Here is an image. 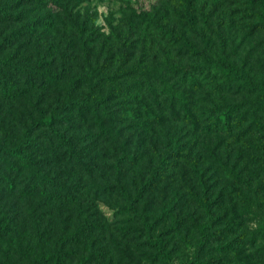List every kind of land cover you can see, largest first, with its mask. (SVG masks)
I'll return each instance as SVG.
<instances>
[{
    "label": "rangeland",
    "instance_id": "obj_1",
    "mask_svg": "<svg viewBox=\"0 0 264 264\" xmlns=\"http://www.w3.org/2000/svg\"><path fill=\"white\" fill-rule=\"evenodd\" d=\"M192 3L193 7L185 0H0V59L9 63L3 66L6 77L0 78V153L27 142L46 169L50 166L71 188H82L86 206L92 202L115 228H132L129 219L148 214L150 222H156L154 234H164L170 243L172 264L192 259L197 227L207 222L198 201L203 197L202 183L189 170L194 143L192 87L178 67L223 55L257 80L264 78V0ZM143 11L152 22L142 18ZM186 40L202 55L194 54ZM164 84L182 98H168ZM216 88L213 83L197 92L199 117L202 110L215 108L213 100L224 107L246 103L244 111L252 106L253 95L247 91L213 92ZM102 93L111 95L112 115L95 108L79 111L69 101L83 96L92 102ZM44 115L60 121L56 127L73 141L80 164L62 160L65 155L59 150V161L52 157L61 145L59 138L51 130L34 128ZM204 137L196 136L197 149ZM135 156L137 166L169 171L161 173L154 191L133 215L119 192L104 190L118 179L131 178L127 164ZM0 164L6 166L1 159ZM1 178L0 174L2 213L10 216L16 203L43 211L44 196L29 195L20 201ZM259 213L263 214L261 209ZM122 220L129 223L120 224ZM248 224L256 228L253 222ZM141 241H131L123 258L114 263L161 264L148 258L150 251ZM261 244L253 247L250 242L239 246L236 255H225L215 242L212 261L246 263ZM6 250L0 248V263Z\"/></svg>",
    "mask_w": 264,
    "mask_h": 264
},
{
    "label": "trees",
    "instance_id": "obj_2",
    "mask_svg": "<svg viewBox=\"0 0 264 264\" xmlns=\"http://www.w3.org/2000/svg\"><path fill=\"white\" fill-rule=\"evenodd\" d=\"M185 1L193 7L192 0ZM140 14L144 20L152 22L153 17L147 12ZM185 45L194 54H201L188 40ZM202 59L201 64L178 67L192 87L194 143L189 154V170L202 183L203 197L198 201L207 216L206 226L197 227L199 240L192 259L186 264H214L215 242L222 254L236 255L239 246L252 242L254 247L259 241L262 244L256 246L251 260L243 264H264V78L257 80L227 56ZM7 65L6 60L0 59V78L6 77L3 66ZM213 83L218 89L213 92L233 88H236L235 93L247 91L253 95L252 106L245 111L247 104L241 102L224 107L210 96L215 108L209 112L202 110L200 117L203 119H200L197 110L201 99L197 92ZM167 86L164 84L166 89L163 91L168 98H182L177 95V90ZM91 96L93 94H89ZM69 101L79 111L95 108L112 115L109 112L110 93L98 94L92 102L83 96L69 97ZM59 122L55 115H44L34 128L51 130L59 138L61 145L53 153V158L59 161V150L65 155L62 160L80 164V153L73 141L60 134L56 127ZM196 136L199 139L204 137L202 147L198 149ZM29 146L24 142L5 148L1 152L4 156L0 153V159L6 165L0 164L1 179L12 194H19L20 201L29 195L39 199L42 195L46 202L41 206V212H37L34 206L28 209L22 203H16L10 216L0 210V248L7 249L5 261L0 264H115V259L123 258L125 247L138 239H142V246L150 251L148 258L153 262L172 264L174 252L170 243L164 234H154L156 222L151 223L148 214L129 219L132 228L125 225L115 228V224L108 223L92 202L86 206L82 188L79 191L71 188L68 181H62L61 175L53 173L50 166L46 169ZM138 159L131 157L127 164L126 175L131 174V178L118 179L104 190L119 192L129 202L133 215L138 213L141 200L154 191L161 173L169 171L137 166ZM0 193H4L1 188ZM260 209L263 214L259 213ZM248 215L253 218L246 219ZM128 221L122 220L120 224ZM248 222H253L256 228L251 229Z\"/></svg>",
    "mask_w": 264,
    "mask_h": 264
}]
</instances>
